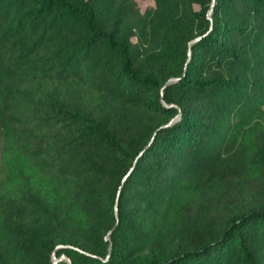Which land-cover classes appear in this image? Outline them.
<instances>
[{"label": "trees", "instance_id": "1", "mask_svg": "<svg viewBox=\"0 0 264 264\" xmlns=\"http://www.w3.org/2000/svg\"><path fill=\"white\" fill-rule=\"evenodd\" d=\"M53 252L264 264V0H0V264Z\"/></svg>", "mask_w": 264, "mask_h": 264}, {"label": "water", "instance_id": "2", "mask_svg": "<svg viewBox=\"0 0 264 264\" xmlns=\"http://www.w3.org/2000/svg\"><path fill=\"white\" fill-rule=\"evenodd\" d=\"M213 2H214V0H212V4H213ZM196 39V38H195ZM195 39H193L192 41H194ZM188 54H190V43H189V46H188ZM177 78H175V77H172V78H170V79H168L167 81H166V83L163 85V86H165L166 84H168V83H170L171 81H174V80H176ZM116 206H115V213H116ZM105 239H109V234H107L106 236H105ZM109 247H110V244H109ZM52 259H53V262H55V261H57V260H59V259H63V260H66L67 261V264H70V260H69V258L67 257V256H65V255H61L60 257H56L55 256V254H54V252L52 253Z\"/></svg>", "mask_w": 264, "mask_h": 264}, {"label": "rangeland", "instance_id": "3", "mask_svg": "<svg viewBox=\"0 0 264 264\" xmlns=\"http://www.w3.org/2000/svg\"><path fill=\"white\" fill-rule=\"evenodd\" d=\"M137 1L141 6V8H144L147 3L151 2V0H137Z\"/></svg>", "mask_w": 264, "mask_h": 264}]
</instances>
